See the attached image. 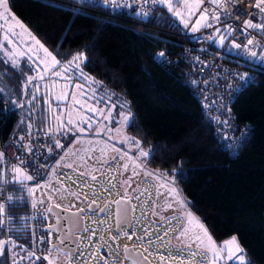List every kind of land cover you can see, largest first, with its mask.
<instances>
[{
	"label": "trees",
	"instance_id": "trees-1",
	"mask_svg": "<svg viewBox=\"0 0 264 264\" xmlns=\"http://www.w3.org/2000/svg\"><path fill=\"white\" fill-rule=\"evenodd\" d=\"M8 7L57 59L77 50L85 54L82 69L115 98L129 102L125 109L134 123L125 130L149 153L145 165L174 181L217 243L236 236L246 259L264 264V71L257 70L230 103L236 123H249L250 129L235 151L226 152L183 82L186 64L153 61L160 45L174 54L189 43L159 4L145 21L74 0H8ZM0 103L6 108L0 140L10 130H49L26 106L17 109L1 98ZM7 189L6 194L25 200L8 208L12 231L0 230V239L12 233L26 241L27 193ZM0 264H6L4 255Z\"/></svg>",
	"mask_w": 264,
	"mask_h": 264
},
{
	"label": "rangeland",
	"instance_id": "rangeland-1",
	"mask_svg": "<svg viewBox=\"0 0 264 264\" xmlns=\"http://www.w3.org/2000/svg\"><path fill=\"white\" fill-rule=\"evenodd\" d=\"M160 6L172 17L175 23L183 28V23L169 13L165 5ZM3 12V8H0V13ZM4 15L7 16V19L0 16V42L4 45V48H0V98L17 109L26 106L28 113L33 115V117L40 116L41 123H44L47 129L66 130L73 135L69 146L58 157L57 161H60L59 166L42 182V187L35 191V194L31 196L32 199L39 202L43 201L45 204L47 201H52L69 208H76L88 200H95L99 204L105 200L107 203L103 213L92 214L91 217L86 216L84 218V225L78 233L75 245V249H78V252L72 257V264H105L104 260L101 259L102 255L106 257L107 264H132L127 259L126 262H121L120 246L123 244H130L133 248H139L147 258L153 261V264H157V252L166 257L169 256V253L173 257L177 256V246L174 237L182 226L176 218L180 216V210L175 205L172 208L166 207V204L173 200V197L168 194V188L173 186L172 180L157 174L155 170L147 167L144 163L145 157L139 155L141 149L137 148L134 142L129 143L123 139L125 136L131 137L126 132V124H124L121 118V114H128L125 107H119V104H123V101L115 98L112 91L101 86L99 81L86 73L82 69L83 61L79 62V69L75 65L67 63L72 59L74 54L82 51H75L68 59H58L61 63L56 65L47 74H44V65L40 64L37 59V56L40 58L44 57L43 51H37L38 46L16 24L13 16L19 22L22 21L10 8L9 12ZM198 16L199 13L197 12V15L190 17V28ZM22 24L24 25L23 22ZM27 30L29 31V29ZM12 32L18 35L14 36ZM5 33L10 36L14 43L9 44L8 41L3 39ZM30 47L36 52L35 55L29 51ZM29 57H31V60H29ZM13 58L19 62L16 68L12 67ZM65 69L66 71H64ZM53 71H63V76H53ZM37 72L44 75V78L42 80L39 78L34 79L25 88L27 78L29 76L37 77ZM81 72L83 73V77L81 76ZM65 77H71L72 79L67 80ZM85 77L94 78L98 83L92 84ZM76 84L84 85L83 89H76ZM65 85H67L66 89L64 88ZM37 86L38 91L36 90ZM90 89H95V93ZM62 90L68 92V99L57 100L56 96ZM73 92L77 93V99H82L87 104L95 105L97 108H104L105 115L108 114L107 108L111 107L108 97H111L112 102L118 103V106L112 109L111 119L105 120L98 113L88 111L85 106L74 105L71 95ZM81 92H87L88 95L82 96ZM33 94L36 99L32 98ZM94 95L97 98H103V102L97 104L96 100L92 98ZM76 109H79L78 113ZM69 110L72 112L73 119H77L80 122L81 127H86V124L82 122V117L85 114L93 121H100L101 123H93L92 129L85 133H79L74 130L75 125L62 127L55 117L64 113L61 119L66 124ZM105 126L104 132H96L97 128ZM118 128H122V131L117 132L116 129ZM109 129L111 131H108ZM105 141H107V144H105ZM112 145H115L117 149H122L123 152H127L128 156L121 159L122 153L113 152ZM102 148L107 149V154L101 159L100 149ZM84 149H92L91 155L86 154ZM66 153L75 154L66 155ZM81 156L84 157V161L80 160ZM111 156H116L117 160L115 162L112 161L110 159ZM61 157H64V159L61 160ZM129 157L133 159H129ZM137 157L138 159H136ZM104 160H107L108 163L105 164ZM125 163L128 164L126 171L122 167ZM66 164H73V168L65 167L64 165ZM137 165L141 166L138 167ZM77 168H79V172L76 171ZM133 170L139 173V175H133ZM146 172L153 173V175H145ZM80 173H85V175H80ZM87 173H91V175ZM92 175L97 177L95 181L92 180ZM110 180L111 183H109ZM125 181L129 183H125ZM45 182L50 187H45ZM166 183L167 187L161 186ZM54 189H61V191L56 192ZM126 194L132 197L130 201L131 220L128 229L135 234L132 235L131 239L121 234L127 228L121 226L119 231L112 229L111 201L118 196L126 197ZM153 212L158 214L153 215ZM161 217L169 218L171 223H165ZM86 228L90 231H84ZM146 228L151 231V237L145 235ZM169 228L172 230L168 231L167 236H164V232ZM91 231H95L96 235L91 236ZM157 236H164L163 246H161L160 241H155ZM139 237H144V239L141 240ZM231 237L233 236H228L219 241V243ZM149 239L155 242L149 245L147 243ZM169 240L172 241L171 247L167 243ZM99 243H102L104 246L99 248L93 258L90 256V253L96 250L93 245ZM145 249L147 250L145 251ZM50 250H52L53 256H59V258L62 256V253H57L54 247L48 250L47 255ZM79 252H83L84 255L80 256ZM184 255L187 256V253H184ZM197 260H199V252L197 253ZM174 262L177 264V261ZM58 264H64V259L58 262ZM192 264H197V261H192ZM199 264H206V262L200 261ZM219 264H225V262L220 261ZM227 264H239V262L228 261Z\"/></svg>",
	"mask_w": 264,
	"mask_h": 264
},
{
	"label": "built area",
	"instance_id": "built-area-1",
	"mask_svg": "<svg viewBox=\"0 0 264 264\" xmlns=\"http://www.w3.org/2000/svg\"><path fill=\"white\" fill-rule=\"evenodd\" d=\"M253 2L254 0H238L237 3L219 7L212 4L210 0H205L201 8L215 9L220 16V21L211 20L212 13L209 12V23L212 27L201 28L196 32H189L183 28L182 34L189 38V43L182 46L178 52L169 54L167 47L160 45L152 53L153 61L160 65H169L178 60L186 64L182 77L183 82L193 96L201 116L210 125L219 146L226 152L235 151L250 129L249 123H236L230 110V103L253 78L257 70L264 71V63L256 59L250 60L243 54L242 49H236L232 45L233 40L236 43H246V38H249L254 40V45H249V47L257 53L262 50L260 47H255V44L264 45V33L252 28H248L246 32L241 31L245 20L251 19L253 23H264V14L252 6ZM91 4L114 14L122 13L139 21L148 19L156 6L151 3V0L147 2L145 0H116L115 5L110 3L107 6L103 5L101 0H92ZM145 13L147 16L144 15ZM229 27L236 31L229 34ZM217 28L220 29L219 32L216 31ZM221 35L227 37L223 44L220 42ZM209 42L213 43V49H205ZM160 52L165 53L163 58L157 56ZM244 73H248L247 82L241 81L237 75ZM5 112V106L0 103V118ZM21 137L24 139L21 140ZM72 139L73 135L68 131L10 130L3 140H0V151L4 152V157L0 159V172L4 173L5 179H9L13 175L12 166H19L29 174L38 170L37 181L42 184L53 172L58 157L69 146ZM56 140H59L64 147L56 148ZM225 144L231 147L226 148ZM29 147L32 148L31 152L28 151ZM50 148L52 152H49ZM21 160L26 163L20 164ZM37 181H25V183L34 185ZM31 196L27 195L25 230L27 240H20L12 233H5L3 236V239H7L9 235L13 239H18V245H25L26 251L20 252L19 247L12 249L9 244L4 254L6 264H12L13 251L27 256V251L34 250L37 256H47L51 236L46 242L38 243L33 239V234L35 237L48 236L50 229L47 225L51 222V218L46 211V204L34 201ZM33 202L36 203L35 208L32 207ZM125 232L132 234L129 229ZM33 262L34 264H48L47 260H36L35 257L19 260L18 264H33ZM121 262H126L122 256Z\"/></svg>",
	"mask_w": 264,
	"mask_h": 264
},
{
	"label": "snow or ice",
	"instance_id": "snow-or-ice-1",
	"mask_svg": "<svg viewBox=\"0 0 264 264\" xmlns=\"http://www.w3.org/2000/svg\"><path fill=\"white\" fill-rule=\"evenodd\" d=\"M77 4H91L92 0H74ZM103 5L107 6L110 3L115 5L116 0H101ZM147 2V0H145ZM212 4H216L219 7H225L229 4L237 3L238 0H210ZM151 3L153 5H165L167 7V10L169 13H171L174 17L178 18L182 23L184 28L189 27L190 23V17L197 15V12H199V16L196 19L195 23L192 24L191 30L193 32L199 31L201 28H209L212 27V24L209 23V12L212 13L211 20L219 22L220 16L216 12L215 9H208L207 7L201 8L202 5L205 4V0H151ZM253 7L259 9L261 14H264V0H254ZM0 8H3L4 12L0 13V16H2L4 19H7V16L4 15L9 12L8 8V0H0ZM75 12H79V9L74 10ZM147 16V13L144 14ZM13 20L16 21V24L27 33L29 38L34 41V44L38 46L37 51L42 50L44 53V57L40 58L37 56V59L39 60V63L44 65L43 72L44 74H47L50 70L54 69L56 65L60 64L61 61H59L53 53L44 46V44L37 39L34 35L31 34L30 31L27 30L26 26L22 24V22H19L14 16ZM248 28L256 29L257 31H260L261 33H264V23H253L251 19L245 20L242 25V32H246ZM11 31V29H9ZM217 32L220 31L219 28L216 29ZM236 31L235 29L228 28L229 34ZM12 35H18L15 32H12ZM4 40L8 41L9 44L14 43V41L10 38V36L5 33ZM208 39H211V37H208ZM227 39L226 36L221 35L220 42L223 44L224 40ZM232 45L236 49H242L243 54L246 55L250 60L256 59L259 60L261 63H264V45H260L258 43L255 44V47H260L262 50L257 53L254 51L249 45H254V40L246 38V43H236L235 40L232 41ZM0 48H4V45L2 42H0ZM30 52H33L35 55L36 52L33 51V48H29ZM158 57L163 58L165 56V53L160 52L157 54ZM29 60H31V57H29ZM87 57L83 52H78L72 56V59L68 61L67 63L69 65H75L77 69L80 68V61H86ZM7 63V61H5ZM19 62L12 59V67L16 68L18 66ZM66 71V69L64 70ZM53 76H63V71L61 72H52ZM239 79L241 81L247 82L249 77L248 73L244 74H237ZM81 76L83 77V73L81 72ZM36 78L43 79L44 75H42L40 72H37V77L29 76L27 78V84L25 85V88H27L28 84H31L32 81ZM67 80H71V77H65ZM86 80H88L92 84L98 83L95 81L94 78L85 77ZM56 83V82H54ZM84 85L76 84V89H83ZM64 88H67V85L64 86ZM38 91V86L37 89ZM93 93H95V89H90ZM68 92L66 90H62L59 95L56 96L57 100H66L68 99ZM72 103L74 105H82L87 107L88 111L93 113H98L100 116H102L105 120L111 119V112L112 109L116 108L118 106V103L112 102L111 97H108L109 103L111 104V107L107 108V115H105V109L104 108H97L95 105H89L86 101L82 99H77V93L73 92L72 94ZM82 96H87V92H81ZM33 99H36L35 95L33 94ZM96 100V103H102L103 98H97L95 95L92 97ZM129 102L125 101L123 104H119V107L124 108L128 105ZM107 107V106H106ZM77 113L79 112V109H76ZM64 113H61L60 115L56 116L55 119L58 120L62 127H68L69 125H75L76 131L79 133H85L92 129L93 123H101L100 121H93L90 117H88L86 114L82 117V122L86 124V127H81L80 122H78L77 119H73L71 110L68 111L67 115V123H64V120L61 119V116H63ZM122 121L124 124H132L134 123V117H132L130 108L128 110L127 115L121 114ZM31 127V125H29ZM105 127H100L96 129V132H104ZM58 130V129H57ZM73 130V129H70ZM49 131H52V129H49ZM108 131H111L109 129ZM117 132L122 131V128L116 129ZM21 140L24 138L21 137ZM127 142L135 144L137 148H140V142L136 141L134 137H123ZM227 139V138H225ZM91 143V141H89ZM105 144H107V141H105ZM23 147V145L21 146ZM56 148H63L64 145L60 143L59 140H56L55 142ZM226 148H230L231 146L228 144H225ZM112 151L116 153H122L121 159L123 157H127L128 153L123 152L122 149H117L115 145L111 146ZM28 151L31 152L32 148L29 147ZM53 150L50 148L49 152H52ZM85 153L88 155H91L92 149H84ZM101 151V159L104 155L107 154V149L102 148ZM75 153H66V155H74ZM139 155L141 157H146L149 155L148 152L143 151V149L140 150ZM4 157V152L0 151V159ZM64 157H61V160H63ZM110 159L112 161H116V156H111ZM129 159H133L129 157ZM138 159V157L136 158ZM81 161H84V157H80ZM26 162L24 160L20 161V164H25ZM104 163L107 164L108 161L104 160ZM60 164V161H57V164L53 167V171H55V168L58 167ZM67 168H73V164H66L64 165ZM138 167L141 165H137ZM123 169L126 171L128 169V164L125 163L122 165ZM77 172H79V168L76 169ZM11 172L13 175L10 176L9 179L4 178V173L0 172V230L7 229L8 232L12 231V228L9 227V224L13 221V218L8 215V208L16 206L17 204H21L24 202L25 197L24 196H14L13 194H6L8 192V189L6 185H11L14 188H18L21 192H26L29 195H34L35 191L42 187L41 184L37 181V177L39 176V171L36 170L33 174H29L25 169L19 167V166H12ZM88 175H91V173H87ZM80 175H85V173H80ZM133 175H139L135 170H133ZM145 175H153V173L146 172ZM92 180H96L97 177L95 175L91 176ZM171 179V178H170ZM25 181H37L34 183V185H28L25 183ZM111 183V180L109 181ZM125 183H129L128 181H125ZM173 186L168 188V194L173 197L172 202H168L166 204V207L172 208L174 205L177 206L180 210V216L176 217L180 224L182 225L181 228L178 230L177 234L175 235L174 239L176 241L177 246V253L178 255L173 257L169 253V256H164L157 252V255L159 256L160 261L162 264H172V261H177V264H192V261H197V264H199L200 261L206 262V264H219L220 261H224L225 264H227L228 261H238L239 264H251V261L246 259V255L244 253V249L240 246L239 240L236 236H233L229 238L228 240L222 241L219 244H217L214 237L211 235V233L207 230V228L203 225L202 221L199 219V217L195 216L194 213L191 212V210L188 208V202L186 199L182 196V192L180 189L176 188L174 186V181H172ZM45 187H50V185L45 182ZM130 186V184H129ZM162 187H167V183L165 185H161ZM115 187V185H113ZM56 192H60L61 189H54ZM159 195V192H158ZM86 198V197H85ZM51 199V197H49ZM125 199L130 203L132 197L127 196L126 198H122L120 201H117V204H123L125 203ZM40 203H43V201H40ZM57 208L61 207L60 204L55 205ZM32 207H36V203L33 202ZM92 205H89V208H91ZM51 207H48L46 211H51ZM82 209H78V212H82ZM103 211V209L101 210ZM128 208L124 209V215L125 217L128 214ZM158 213L153 212V215H157ZM59 219V217H58ZM162 220L165 221V223L170 224L171 221L167 217H161ZM54 226H50V229ZM117 227H119V221L117 224ZM23 229L17 228L16 231L20 232ZM59 229H57L58 231ZM172 229L169 228L164 232V236H167L168 231H171ZM84 231H90L89 229H84ZM125 236H128L129 239L132 238V235L135 233H132L131 235L127 232L121 233ZM95 231H91V236H95ZM145 235L151 237V231L146 228ZM51 236V231H48V236H41V237H35V234H33V239L38 243H44L46 240ZM164 236H157L155 238V241H160L161 246H163L164 243ZM115 239V237H113ZM139 239L143 240L144 237H139ZM152 239H149L147 243L151 245L155 242ZM169 247L172 245V241L169 240L168 242ZM11 245L12 249H15L19 247L20 252L26 251V246L23 244L18 245V239H13L11 235L7 237V239H0V256H3L6 252L7 246ZM61 245H64V248H59L57 246H53L56 248L57 253H63L64 254V264H72V257H74L78 249H68L65 252V249L68 248V246L64 243V240L62 239L60 241ZM104 245L102 243L93 245V247L96 249L95 251L90 253L91 257H95L97 254V251L100 247H103ZM147 249H145L146 251ZM199 252V260H197V253ZM184 253H187V256L184 255ZM226 254V255H225ZM80 256H83V252H79ZM13 260L12 264H18L19 260L29 259L31 257H35L36 260H47L48 264H58L59 256H53L52 250L49 251V254L47 256H37L36 252L34 250L27 251V256L19 255L17 252L13 251L12 253ZM101 259L104 260L105 264H107V259L103 255L101 256ZM34 264V262H33ZM132 264H147V257H142L141 261H133Z\"/></svg>",
	"mask_w": 264,
	"mask_h": 264
},
{
	"label": "water",
	"instance_id": "water-1",
	"mask_svg": "<svg viewBox=\"0 0 264 264\" xmlns=\"http://www.w3.org/2000/svg\"><path fill=\"white\" fill-rule=\"evenodd\" d=\"M122 198H126L124 196H118L115 197L112 201V229L114 231H119L120 227L123 226L125 228L129 227V223L131 220V205L125 199V203L123 204H117V201H120ZM106 201L104 200L99 206H97V202L95 200H89L86 205V210H92L93 208H96V214H101L104 212L106 208ZM56 204L53 202H50L47 204V208L51 207V211L49 213L51 222L47 225V228L50 229V226L52 227L50 230L54 234V239L50 243V247L52 248L54 245L59 248H64V245L60 244V241L63 239L64 243L68 246L67 249H65V252L68 249H75V245L77 242V235L78 232L82 229L83 225V216L82 212H78V209H82V207H76V208H67L64 206H61L57 208L55 206ZM89 205H92L91 208H89ZM128 208V214L125 217L124 215V209ZM103 209V211H101ZM59 217V219H58ZM119 221V227H117ZM57 229H59L57 231ZM120 252L121 256L131 263L135 260L137 262L141 261L142 257H146L142 251L139 248H133L132 245L123 244L120 246ZM157 264H162V262L159 259V256L156 258ZM147 264H153V261L147 258ZM172 264H176L174 261H172Z\"/></svg>",
	"mask_w": 264,
	"mask_h": 264
},
{
	"label": "flooded vegetation",
	"instance_id": "flooded-vegetation-1",
	"mask_svg": "<svg viewBox=\"0 0 264 264\" xmlns=\"http://www.w3.org/2000/svg\"><path fill=\"white\" fill-rule=\"evenodd\" d=\"M89 201V200H88ZM88 201H85L84 203H82L81 205H79V206H77V207H82L83 208V212H82V216H83V225H84V218L86 217V216H88V217H91L92 216V214H96V208H93L92 210H86L85 209V205H86V203L88 202ZM50 202H52V201H47L46 202V206H47V204L48 203H50ZM103 202V201H102ZM53 203H55V202H53ZM55 204H58V203H55ZM101 204V203H100ZM98 202H97V206H99L100 205ZM61 206H63V205H61ZM64 207H66V206H64ZM67 208H69V207H67ZM97 215V214H96ZM50 216V215H49ZM83 225H82V228H83ZM128 229V228H127ZM82 230V229H81ZM80 230V231H81ZM79 233V232H78ZM87 235V234H86ZM77 237H78V235H77ZM51 238H52V240H51V242L53 241V239H54V234H53V232H51ZM97 239V238H96ZM96 241V240H95ZM50 242V243H51ZM51 247L49 246V249H50ZM104 255H106L105 253H104ZM62 259H64V254L62 253V256L59 258V260H58V262H61L62 261Z\"/></svg>",
	"mask_w": 264,
	"mask_h": 264
},
{
	"label": "crops",
	"instance_id": "crops-1",
	"mask_svg": "<svg viewBox=\"0 0 264 264\" xmlns=\"http://www.w3.org/2000/svg\"><path fill=\"white\" fill-rule=\"evenodd\" d=\"M190 25H191V23L189 24V27L187 28V30H188L189 32H193V31L191 30V28H190ZM183 28H184V26H183Z\"/></svg>",
	"mask_w": 264,
	"mask_h": 264
}]
</instances>
